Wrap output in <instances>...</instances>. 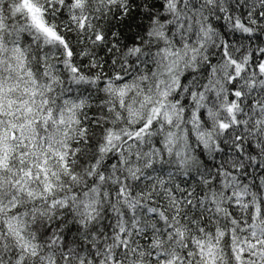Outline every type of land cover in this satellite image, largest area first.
<instances>
[{
	"label": "snow or ice",
	"instance_id": "6c2138e0",
	"mask_svg": "<svg viewBox=\"0 0 264 264\" xmlns=\"http://www.w3.org/2000/svg\"><path fill=\"white\" fill-rule=\"evenodd\" d=\"M0 264H264V0H0Z\"/></svg>",
	"mask_w": 264,
	"mask_h": 264
}]
</instances>
